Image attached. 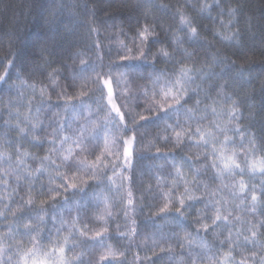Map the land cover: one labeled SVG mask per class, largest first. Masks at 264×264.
I'll use <instances>...</instances> for the list:
<instances>
[{"label": "snow or ice", "instance_id": "1", "mask_svg": "<svg viewBox=\"0 0 264 264\" xmlns=\"http://www.w3.org/2000/svg\"><path fill=\"white\" fill-rule=\"evenodd\" d=\"M117 3L140 10L146 22L126 31L116 12L106 13L102 26L86 25V35L60 52L51 36L25 52L14 12L16 26L0 35L9 45L0 82L15 91L0 107V264H264V110H256L245 90L257 79L249 52L258 46L247 36L257 23L264 29V12L256 21L247 0L200 5L199 15L222 29L203 31L226 42L228 55L203 38L195 18L179 6L109 0L108 7ZM2 6L5 13L13 7ZM37 6L28 5L29 15ZM68 8L65 0H52L49 30ZM153 10L178 17L184 35L165 28ZM95 12L86 6L85 15ZM113 37L105 51L102 39ZM165 41L168 47L152 51L151 44ZM259 47L264 63V36ZM9 69H16L18 83L8 82ZM45 109L47 125L40 119ZM150 126L157 131L149 140ZM44 145L43 155L29 150ZM186 147L197 151L189 155ZM142 160L150 162L140 166ZM138 167L151 179L137 198L131 186ZM205 173L215 186L200 179ZM145 207L144 228L151 231L138 242L135 215ZM65 208L75 215H58ZM93 209L99 228L89 226ZM121 212L123 225L116 222ZM193 213L195 234L187 227ZM113 223L117 238L129 242L123 251L107 242ZM133 247L138 251L129 261ZM145 249L151 255L142 257Z\"/></svg>", "mask_w": 264, "mask_h": 264}, {"label": "trees", "instance_id": "2", "mask_svg": "<svg viewBox=\"0 0 264 264\" xmlns=\"http://www.w3.org/2000/svg\"><path fill=\"white\" fill-rule=\"evenodd\" d=\"M52 2V0H2V3H0V35H3V33L12 30V28L15 25V21L10 22V19L12 17L13 12L15 13V18L18 20L19 27L23 34V44L21 47H23L25 52H31L34 50V46L38 44L39 40L43 39L46 36H51L54 38L55 41V48L54 51L60 52L61 49H68L70 46L75 44L81 37H84L87 33V27L86 25L91 24L92 26H102L106 13L116 12L117 15L124 21V27L125 30H129L132 27L137 25V21H139L140 24L145 23L146 21L141 16L140 10L131 7V6H121L120 4H113L112 7H108L109 0H103L102 3H97L96 0H65V2L69 5V8L59 14V17L56 21V24L52 26L51 30H49V26L46 22V16H47V8L48 5ZM205 2H211V0H153V3H159L168 5L170 7V10H174L177 6L181 8V10L186 11L189 15L195 18L196 24L201 27V36L208 41H211L215 48L222 49L225 51L228 55H231L232 49L231 47L226 43H222L218 38H214L212 35V31H221L219 24H213L212 21L207 19L206 17H201L199 15L198 9L201 4ZM3 3L12 5L7 13L4 12L3 9ZM132 4L137 3V0H131ZM34 4L38 5L37 7H34L32 9L31 14L28 13V5ZM74 5H79V7H73ZM189 5L191 7H189ZM247 5L252 9V14H254L256 21H259L261 18L262 12H264V0H247ZM91 9L95 6L96 12L95 16L92 15H85V8ZM153 14L156 17H159L160 21L164 24L165 28H167L169 25L172 26L174 31H177L178 35H184V33L179 32V18H173L170 15L164 14L159 12L158 10H153ZM212 15H216V10L214 9L212 12ZM7 16V18H6ZM152 16H149V21L151 22ZM227 19V17H225ZM80 21H83L84 23H80ZM110 24L111 21H108ZM207 26L208 28L212 29V31H203V28ZM241 27L243 26V18L241 19ZM101 31L103 33L104 29L101 27ZM112 29H108V32H111ZM159 32V29H157ZM131 35V32L129 33ZM262 36H264V29L261 28L260 24L257 23V26L253 29V32L248 34L247 36V43L249 45H257L258 47L252 49L249 52V56L251 59L250 67L253 74L256 75L257 79L253 81L251 86L246 87V91L254 97V100L256 102V110L259 112L261 110H264V92L260 89V79H264V63H262V57L260 54V45H261V39ZM120 39H125L124 37H120ZM161 40H164L163 34H161ZM115 42V37H113L112 40H103L102 43L105 45V51H107V47L109 44H112ZM129 43V46H131L130 41H126ZM185 47H188L191 50L190 44H185ZM150 47L152 48V51L155 52L160 47H168L167 42L164 43H154L151 44ZM171 47H169V51H171ZM9 51V45L7 42V39L5 38L2 43H0V73H3L5 70V67L7 66V59L6 54ZM7 58H11L10 56ZM92 58L95 59V53L93 52ZM114 58V57H113ZM235 59V57H233ZM109 57H105V63H107ZM71 62V61H69ZM242 62V61H241ZM59 65H54V67H58ZM159 67H165V64L163 62L158 64ZM11 74V79L8 81L9 83L17 82L16 80V69H9ZM34 79H36L34 77ZM9 95L15 97V91L12 93H9L7 91V86L0 82V107H2L8 100ZM54 98V97H53ZM141 98V103H142ZM128 103L134 108L135 111L141 110L140 108H135V105L132 103V101H128ZM23 111V109H21ZM55 111V110H53ZM247 114V113H246ZM51 116V113L48 112L46 109L40 113V119L44 121V124L47 125L48 118ZM6 118V114H5ZM259 125V121H257V126ZM141 131H145L142 129ZM157 129L153 126H150L147 129L148 136L147 139H152L155 135V132ZM146 145L141 144L137 147V151H142ZM161 148L166 147L163 144L158 145ZM48 145H44L42 147H30V151L34 153H39L40 155L44 154L45 148H47ZM167 147H171V145H168ZM154 152L155 149H152ZM197 149L192 148H185L184 152L191 155L192 153L196 152ZM180 153H177V156H179ZM31 163V161H29ZM150 161L142 160L139 161V165L143 166ZM155 163H163L162 160L155 161ZM203 161L201 162V164ZM197 167H200L201 165H196ZM143 170L141 167H138L137 172L134 176L135 183L131 186L132 191L134 193L135 197H139L141 195L142 189L146 186V184L150 181L149 175H140V171ZM185 172H189L187 168H185ZM210 173H205L200 177V179L205 180L206 182L212 184L215 186L217 183L216 181L209 180ZM189 178H191V173L189 172ZM247 178V177H246ZM44 184L48 183L47 176H44L41 178ZM153 184L155 183L154 180L151 181ZM59 183V181H57ZM37 189H39V182L37 183ZM91 192V189H89V193ZM79 195L77 194L73 199H79ZM115 195L117 199H119V196L115 193L111 194ZM42 197H38L40 199ZM140 203L139 201H137ZM102 207V206H101ZM196 207L202 208V205L197 204ZM154 210V209H152ZM51 211V209H49ZM95 209L89 212V226L92 228H99L102 225H99L95 222V218L93 216V212ZM113 216L115 217L116 212L120 211L119 207L113 208ZM150 209L145 207L143 211H139L137 209L135 219L139 222H141V229H142V235L137 238L138 242L143 240V232L151 231V228H144V223L147 215L149 214ZM59 214H63V216L67 219L70 217V215H75V212H72L69 214L67 209H61ZM131 214V213H130ZM195 213H193L192 217H189V223L187 224V227L190 231H193L195 229V225L190 223L191 220L194 218ZM117 223H120L121 225L124 224L123 219V213H120V217L118 220H116ZM49 229L52 228L51 223L47 225ZM112 231V239L107 241L108 243H111L114 247L119 248V250L123 251L124 246L127 245L129 242L128 240H121L117 238V233L115 230V223L112 224L111 227ZM121 231H124V228H121ZM195 234V233H194ZM47 235V233H45ZM43 243H47V240H44ZM138 249L133 247L130 250H128V260H132V254L137 252ZM145 254L151 255V252H148L147 249L140 251V255L143 257ZM166 264V262H164Z\"/></svg>", "mask_w": 264, "mask_h": 264}]
</instances>
